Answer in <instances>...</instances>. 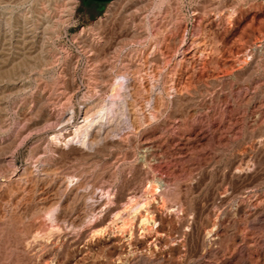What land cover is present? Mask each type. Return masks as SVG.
<instances>
[{
    "label": "rangeland",
    "instance_id": "rangeland-1",
    "mask_svg": "<svg viewBox=\"0 0 264 264\" xmlns=\"http://www.w3.org/2000/svg\"><path fill=\"white\" fill-rule=\"evenodd\" d=\"M206 1L0 0V264H264V0Z\"/></svg>",
    "mask_w": 264,
    "mask_h": 264
},
{
    "label": "bare ground",
    "instance_id": "bare-ground-1",
    "mask_svg": "<svg viewBox=\"0 0 264 264\" xmlns=\"http://www.w3.org/2000/svg\"><path fill=\"white\" fill-rule=\"evenodd\" d=\"M208 1H210V0H208ZM214 1H216V0H211L210 1V3L211 4H213V6H214ZM71 1H69L68 3H70ZM76 2V1H75ZM205 2V1H204ZM207 2V1H206ZM209 2H207V4H208ZM209 3V4H210ZM216 3V2H215ZM218 3L219 4H223L224 3V1L223 0H219L218 1ZM208 4V5H209ZM218 4V5H219ZM204 5H206V3L204 4ZM207 5V6H208ZM203 6V5H202ZM209 7H211V6H209ZM204 8H206V7H204ZM208 8V7H207ZM206 8V10H205V13H206V11H208V9ZM216 8V6H214V9ZM217 8H219V7H217ZM70 9H71V7H70ZM211 9H212V7H211ZM73 10V9H72ZM213 10V9H212ZM226 10V9H225ZM209 11H210V9H209ZM218 11H219V9H218ZM217 11V12H218ZM72 12V11H71ZM228 14L226 15V13H224L223 11H221V12H218L217 13V19H216V21L219 23V24H222V22H226V20L228 21V22H231L230 20H232V19H234V15H235V13H236V11L234 10V9H229L228 11ZM205 13L203 14L204 16H205ZM209 13V12H208ZM213 13V12H212ZM197 15L199 14V13H196ZM195 14V15H196ZM201 14V13H200ZM207 14V13H206ZM209 14H207V16H208ZM203 16V17H204ZM224 18H226V20H224ZM222 27V26H221ZM164 41H165V39H164ZM166 42V41H165ZM157 43V42H156ZM194 43V42H193ZM159 45V44H158ZM157 46V45H156ZM160 46V45H159ZM161 47V46H160ZM196 47V46H195ZM199 47V46H198ZM162 48V47H161ZM157 50V49H156ZM159 50L160 49H158L157 50V52H159ZM199 50V49H198ZM197 51V50H196ZM160 52H161V50H160ZM195 52V51H194ZM202 52V51H201ZM187 53H189V52H187ZM248 53V52H247ZM194 55H196V54H194ZM246 56L247 57H252L253 58V56H254V53H253V49L251 48L250 49V51H249V53L248 54H246ZM192 57V56H191ZM194 57V56H193ZM148 59V58H147ZM183 59V58H182ZM183 62V61H182ZM128 68H130V67H128ZM127 69V68H126ZM130 73H132V71H130V70H128ZM136 71H138V70H136ZM134 72V71H133ZM148 73V72H147ZM122 74V73H121ZM134 75H135V73H133ZM137 74V73H136ZM129 75V74H128ZM130 76V75H129ZM131 76H133V75H131ZM133 78H136V77H133ZM132 79V78H131ZM145 79V78H144ZM193 79V78H192ZM123 79H122V77L120 76H118V78H117V80L115 81V84L114 85H112L113 86V89H112V97L114 98V99H117V98H121L122 97V91H123V89H124V86H123V81H122ZM137 80V79H136ZM146 80V79H145ZM138 81L136 82V83H132V87H130L131 88V90H130V95L132 96V99L133 100H135V96L137 95V92L139 91V86H138ZM140 84V83H139ZM190 86V85H189ZM141 89V88H140ZM137 99V98H136ZM103 101V100H102ZM104 102V101H103ZM128 106L129 107H131V108H133V104H130V103H128ZM108 107V105H102V102L101 101H97V100H95V101H93V102H91V103H89L88 105H86L85 106V108H84V112H85V116L84 117H82L83 119V121L81 122V125H78L77 126V131H76V135H78L77 133H79L78 131H80L79 129H81L82 130V127L83 126H85L86 124H89L93 119H95V118H100L102 115H103V112L106 110V108ZM109 108V107H108ZM130 110H132V109H130ZM132 112V111H131ZM132 115V127L133 128H136V120L137 119H135L134 118V114L132 113L131 114ZM136 117V116H135ZM137 127H138V125H137ZM75 134V133H74ZM71 136H73L72 134L71 135H69L68 137H71ZM96 135H94L93 136V138H91L90 140H92L91 141V143L92 142H94L95 143V141H96ZM93 143V144H94ZM183 147V146H182ZM46 171V170H45ZM44 172V171H43ZM47 174V173H46ZM166 180V179H165ZM164 180V181H165ZM167 182V181H166ZM165 182V183H166ZM45 201V200H44ZM130 202H131V204H133V206H132V212H133V214L134 215H137L138 213H141V210L142 209H145V210H147V213H148V209H147V204H145L144 206L143 205H141L140 203H136L135 201H134V199H131L130 200ZM131 210V209H130ZM68 212V211H67ZM150 213V212H149ZM151 214V213H150ZM132 215V214H131ZM64 216V215H63ZM136 217V216H135ZM151 217V216H150ZM149 217V215L146 217H144V215H143V217H142V219H143V224H147V223H149L150 221H151V219L153 218V217H151L150 218ZM66 218V217H65ZM65 218H64V220H65ZM69 218V217H68ZM67 218V219H68ZM78 220H79V218H78ZM130 220V219H129ZM128 220V221H129ZM65 221H68V220H65ZM82 221V220H81ZM127 221V220H126ZM71 222H73V221H71ZM127 224V223H126ZM125 224V225H126ZM75 225V224H74ZM128 225V224H127ZM127 225H126V227H127ZM129 227V226H128Z\"/></svg>",
    "mask_w": 264,
    "mask_h": 264
},
{
    "label": "water",
    "instance_id": "water-1",
    "mask_svg": "<svg viewBox=\"0 0 264 264\" xmlns=\"http://www.w3.org/2000/svg\"><path fill=\"white\" fill-rule=\"evenodd\" d=\"M88 1H91V2H94V3H100V4H108V3H111L115 0H88Z\"/></svg>",
    "mask_w": 264,
    "mask_h": 264
},
{
    "label": "trees",
    "instance_id": "trees-1",
    "mask_svg": "<svg viewBox=\"0 0 264 264\" xmlns=\"http://www.w3.org/2000/svg\"><path fill=\"white\" fill-rule=\"evenodd\" d=\"M85 2L87 3H94V2H91V1H88V0H84ZM95 4H100V3H95Z\"/></svg>",
    "mask_w": 264,
    "mask_h": 264
}]
</instances>
